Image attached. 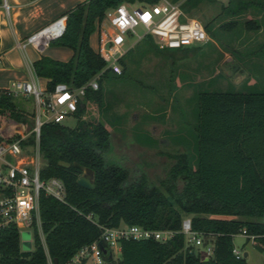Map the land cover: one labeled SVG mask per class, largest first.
<instances>
[{"label": "trees", "instance_id": "trees-1", "mask_svg": "<svg viewBox=\"0 0 264 264\" xmlns=\"http://www.w3.org/2000/svg\"><path fill=\"white\" fill-rule=\"evenodd\" d=\"M121 1L157 0H86L63 12L67 15L65 30L50 42L71 48L72 55L61 60L43 54L32 62L36 75L47 78L48 89L59 81L79 86L103 69L104 60L91 46L90 34L105 10ZM202 1L181 0V6L189 12ZM252 1L240 3L235 10ZM257 3L264 9V1ZM204 28L211 36L207 24ZM143 38L157 50L198 49L191 48L196 43L160 47L150 34ZM131 48L119 59L122 73L106 68L98 88L87 89L74 112L77 120L73 126L51 121L41 125L40 176L60 177L66 187L65 201L43 192L39 195L46 248L35 223L31 250L21 249L16 225L1 228L0 264H44L48 257L52 264L55 257L56 264H63L82 245L99 239L100 225L134 223L170 229L173 234L166 240L121 239L118 258L109 246H104V264H250L245 256L236 257L232 250L234 235L243 229L256 234L252 242L264 251V90H198L193 124L195 152L174 154L166 175L153 182L144 172L132 174L126 166L106 158L109 129L100 120L80 118L88 99L100 101L101 80L123 75L124 56ZM27 98L32 100L31 96L0 94V141L27 133L24 143H34V111L25 107L23 101ZM60 159L71 164L60 165ZM74 162L93 169V189L77 183L82 169ZM186 215H190L193 229L211 236L212 253L207 259L197 246L185 243L181 221ZM78 264L89 263L82 260Z\"/></svg>", "mask_w": 264, "mask_h": 264}, {"label": "rangeland", "instance_id": "rangeland-1", "mask_svg": "<svg viewBox=\"0 0 264 264\" xmlns=\"http://www.w3.org/2000/svg\"><path fill=\"white\" fill-rule=\"evenodd\" d=\"M246 1L204 0L192 8L188 14L212 31L207 42L191 47L198 49L157 50L145 38L134 42L124 56L123 75L101 80L100 101L88 99L80 117L100 120L109 129L106 158L126 166L132 174L144 172L158 182L173 163L174 154L195 152L198 90H264V9L257 3L264 0H253L235 10ZM250 19L254 23L247 24ZM136 30L143 33L141 26ZM23 102L28 110L33 108V100ZM76 120L73 115L64 123L73 126ZM233 241L238 249L249 251L248 260L264 264V252L252 240L237 233ZM20 246L33 248L29 228L21 229ZM112 251L114 258L120 257L117 246Z\"/></svg>", "mask_w": 264, "mask_h": 264}, {"label": "built area", "instance_id": "built-area-1", "mask_svg": "<svg viewBox=\"0 0 264 264\" xmlns=\"http://www.w3.org/2000/svg\"><path fill=\"white\" fill-rule=\"evenodd\" d=\"M1 6L6 10L9 8L6 0L2 1ZM66 18V13H61L38 30L19 39L16 45L21 49L32 45L41 50L63 33ZM137 26L143 28L142 34L137 32ZM95 30L94 49L105 64L102 70L83 84L73 86L59 81L52 89H48L46 85H41L38 79H17L9 86L0 87V94L32 97L34 119L31 131L35 136L34 143H24L27 133L8 141H0V229L14 224L19 232L21 229L29 228L33 236L32 230L35 223L45 248L39 216V195L43 192L60 201H65L66 187L58 176H40V168L43 164L39 149L41 125L49 121L64 122L67 117L73 116L78 102L87 89L98 88L101 72L108 68L117 74L122 73L119 59L133 46L134 42L142 39L146 34L154 36V41L160 47L205 43L210 38L203 23L182 8L181 0H157L152 3L138 2L137 4L121 1L105 10ZM130 38L133 39L132 42L127 43ZM100 227L99 239L82 245L63 264H78L82 260H86L89 264H104L105 259L99 246L101 239L105 246L111 248L113 254L112 247H119L121 239L166 240L173 234L170 229H153L136 223L118 226L100 225ZM181 232L184 234L185 243L197 246L204 257L212 253L211 237L204 236L193 229L189 216L182 218ZM241 233L251 240L256 235L246 233L245 229ZM232 250L236 257L243 256L242 250L235 245Z\"/></svg>", "mask_w": 264, "mask_h": 264}, {"label": "crops", "instance_id": "crops-1", "mask_svg": "<svg viewBox=\"0 0 264 264\" xmlns=\"http://www.w3.org/2000/svg\"><path fill=\"white\" fill-rule=\"evenodd\" d=\"M2 1L0 0V87L9 86L17 79H38L41 85H46L47 78L36 75L32 62L43 54L67 60L72 55V49L54 42H49L41 50L32 45L21 49L16 43L76 3L86 0H6L9 4L8 10L1 6ZM92 40L96 41L95 30L90 34V44L94 48ZM117 249L120 251V246ZM244 251L247 252V259L250 253L248 250H242V253ZM247 261L257 264L248 259Z\"/></svg>", "mask_w": 264, "mask_h": 264}, {"label": "water", "instance_id": "water-1", "mask_svg": "<svg viewBox=\"0 0 264 264\" xmlns=\"http://www.w3.org/2000/svg\"><path fill=\"white\" fill-rule=\"evenodd\" d=\"M58 163L60 165H63V166H69L71 163L69 161H66V160H63V159H60L58 161ZM74 165L80 169H82V173L78 175V177L76 178V181L78 184L82 185L83 187L85 188H88V189H93L95 187V181H94V172H93V169L88 167V166H84L82 165L81 163L79 162H74ZM99 246L102 250H105L104 249V241L101 239L99 240ZM247 252L244 251L243 252V256H246ZM208 257H205L204 259H207ZM57 262V258L55 257L54 258V264H56ZM44 264H48L47 262H45Z\"/></svg>", "mask_w": 264, "mask_h": 264}]
</instances>
